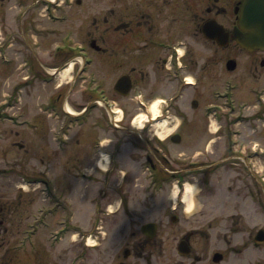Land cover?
Returning <instances> with one entry per match:
<instances>
[{
	"label": "flooded vegetation",
	"instance_id": "flooded-vegetation-1",
	"mask_svg": "<svg viewBox=\"0 0 264 264\" xmlns=\"http://www.w3.org/2000/svg\"><path fill=\"white\" fill-rule=\"evenodd\" d=\"M38 2H41L42 5L50 3V0H12V14L10 16L17 29L22 25V9H24L23 14L34 12ZM72 2L78 1L61 0L63 6L67 7L68 10L72 7ZM56 4L59 5L58 2ZM248 5V0H110V6L106 9L108 16L104 17L103 25H99L102 26V30L96 27L97 33L100 34L99 37L101 33L106 34L108 40L104 36L100 40L96 39L99 45L96 44V41H92L93 54L90 53V50L88 52L91 63L85 65L86 70H82L77 76L78 81L87 82V91L92 95L91 102L78 110L80 113L77 117L79 120L77 134L80 135V138L82 137V141H84L83 137L88 135V133H85L86 117H89L88 112L92 109L96 125L93 129L98 128L93 133L95 141L99 137L100 129L102 133L111 132L119 143L128 142L125 145L129 146L130 149L131 147L135 148L137 152L133 153V157H142L149 164L151 172L160 173L164 164L174 167L172 163L176 162L175 166H179L182 161L180 157L172 156L168 158L164 152V145L161 143L160 150L162 153L160 155L152 151H144V145L149 148V144L143 137L145 131L139 135V141H135L133 139L128 140L129 136L133 138V134H136L130 130V123L121 122L118 126L111 127V122L108 120V107H112L114 102L113 109L111 108V113L114 114L117 112L115 108L117 106L116 98H127L126 103L121 104V108L125 110L129 106L127 104H130L131 111L128 115L130 114L133 117L144 112L149 116L150 106L155 98L162 97L163 99L160 101L163 103L168 99L169 103H165L166 105L160 107V115L158 116H163L165 111L177 114L183 122L181 125L179 124L177 130V134H180L179 129L182 128L184 123L195 124L197 120L191 122L193 121V115L189 116L186 112H182L176 102H179L184 94L185 96L190 94L186 106L189 107L192 114L200 110L203 111L201 100L198 97V89L200 92L202 87L209 86L208 81L210 83L211 80L209 78L213 76L211 69L216 59L213 58L214 55L217 56L218 61L223 63L225 70L223 84L226 91L218 94V97L223 99L221 104L225 109L223 113L219 111V120L223 121L225 119L223 124L227 130L232 126H241L240 134L245 133L244 138H248L255 134L257 130H260L264 126V41L260 39L256 43L247 41L250 34L249 29H257L259 33L261 29V26H258L254 19H250ZM253 7L259 11V13L254 12V15L260 18L263 12L260 7H264V3L259 1V4L254 3ZM36 19L37 15L27 16L24 20V28L29 25L31 31H37L40 27H38ZM45 28L47 27H41V29ZM106 44L118 47L117 50L127 52L126 56L119 59L118 57L113 59L108 57L101 64H98L101 58L98 51L106 50ZM198 46L204 51L203 60L196 58L199 54ZM212 47H214L215 52H212ZM53 56L66 60L69 53L66 50H60L54 53ZM52 59L54 58L52 57ZM38 62L39 59L34 55L31 67L34 70L33 76L35 79L40 78L36 67ZM63 64V62H60L56 66ZM48 65L53 66L51 61ZM16 69H18V66H16ZM4 70V65L0 63V126L4 124V121L15 122L17 117L12 112L16 105L15 95L18 91L17 83L14 81L17 75L16 72H10L9 77L12 81L5 87ZM85 74L87 77L92 76L91 80L85 79ZM101 74H105V76H101ZM119 80L123 81V84L119 85L120 87L117 86ZM46 85L51 88L54 81L49 80ZM75 85L78 86L79 83L76 84L75 82L72 88ZM191 88L194 90L190 93ZM243 88L246 90V93L245 91L242 93L243 96L240 95V98L232 97V92ZM121 90L126 92L125 96L119 92ZM229 91L231 96L228 98ZM7 95L11 99L9 98L6 101L5 97ZM54 101L55 104L60 103L57 94ZM233 101L237 102L238 105L236 106ZM231 108H238L235 117L229 113ZM212 112H216V110ZM111 116L114 118L113 115ZM205 118L209 121L208 115ZM149 120H153V118L149 117ZM221 123L220 128L222 127ZM152 125L151 122L147 124V126ZM145 130H150V128H145ZM3 133L4 131L0 127V186L5 182L6 173L10 178L14 177V172L17 171L14 166L7 167L5 165L4 149L1 143L4 139ZM224 141H227L231 150L232 145L229 143L231 138L227 137ZM210 153L212 152L210 151ZM82 154L84 155L83 151ZM227 154H216L218 155L217 158L207 163L206 173L208 176L215 174L219 169L227 170L225 164L228 160L227 156H232ZM91 155L95 158L97 156L93 153ZM238 155L235 156L238 157V163L236 164L239 168L232 165L231 168L240 171L238 179L242 178L243 184V176L250 180V185L253 186L254 190L250 185L246 188L251 193L248 198L251 205L254 208L261 206L264 208V202L260 198V182L252 172L251 166L246 163L248 159L241 153ZM190 162L189 166L193 167H189V171L184 170V172L191 173L202 170L196 167V161ZM12 165H15V163H12ZM140 169L142 168L140 167ZM182 170L173 169L169 172L180 176ZM104 172L109 176L113 174L112 170ZM84 176V173H78L76 178L79 181H84ZM207 183H211V179L208 178ZM122 186H124L123 182L121 189ZM229 188L231 189L230 186L226 187V190L231 191ZM106 189L109 190L107 187ZM76 194L79 202L77 203V214L81 217L83 216L85 204L84 189H78ZM98 194L102 198L107 196V191L100 190ZM235 194L237 195V193ZM1 196L2 193H0V264H47V261L48 264H74L77 259L81 261L80 264H84V242L81 239L85 234L84 224L82 221L74 220V210H71L68 206L69 199L64 198L66 199L64 204L59 201L57 195H49L48 200L51 202L45 204L51 206L55 204L56 207L49 210L43 207L34 208L30 219L26 221L28 222L25 225L26 227L16 241L17 243L12 246V250H9L7 247L8 242L4 236L6 228L2 223L6 220V217L11 216V208L7 207L5 210L3 203H1ZM237 196L241 197L240 192ZM118 197L120 199L118 207L112 211L108 210L107 206L110 204L113 207L117 203L115 200L110 199L106 203H101L100 200L93 202L97 212V216L92 223L93 232L100 239H106L109 231L112 228L116 229L114 225H120L118 230L122 232V226H125L126 230L127 226L130 227L133 221L139 219L138 217H132L126 202L122 201L127 197L121 196V194H118ZM120 206L123 207L121 211L118 210ZM170 220L175 225L178 218L172 215ZM143 224L141 223L139 227L142 237L133 242L131 248L126 246L121 255L118 253L110 254L111 262L114 261V264H129V259L133 257L135 261H141L144 264H260V246L255 241L256 234L254 233H247L243 236L241 241L236 244V249L233 247L232 250H228L220 247V250H212L210 247L213 246V243L220 245L218 237L214 239L210 234L201 233L195 229L180 233L182 229L177 228L176 233H170V227L166 228L164 226L163 234L157 237L155 244L157 249L146 251L145 246L149 245L152 241L150 239L156 237L157 233L154 237L143 234ZM32 225L34 226L32 227ZM28 229L31 233L27 235ZM44 229L47 230L44 236L46 243L37 240L38 233L44 232ZM74 233L77 235L73 246V253L77 254L76 256H71L73 254L72 250L68 249L67 246L65 248L59 246L55 249ZM128 234H126L127 237H131L136 232L132 231ZM79 238L81 240H78ZM224 243L230 244L231 242L228 239ZM154 252L156 253V260H152ZM214 257L216 258L214 259ZM99 260L105 261L106 256L101 254Z\"/></svg>",
	"mask_w": 264,
	"mask_h": 264
},
{
	"label": "rangeland",
	"instance_id": "rangeland-1",
	"mask_svg": "<svg viewBox=\"0 0 264 264\" xmlns=\"http://www.w3.org/2000/svg\"><path fill=\"white\" fill-rule=\"evenodd\" d=\"M0 2V37L3 36L5 39L7 37L5 33L17 32L14 35L15 41L4 40V42L10 43L9 46H11L8 50L10 55H6L7 58H18V55H14L16 54V50H24L23 48H25V46L27 45L26 41L30 43L29 38L31 34L29 35L28 31H25L26 28L24 29V20L31 14H37L36 23H38V27H52L50 33L47 32L40 35L41 41L44 38V44H42L43 48L45 50L48 49L49 52L53 44L55 42L58 43L59 39H62L59 38V36L64 34L65 31H71L74 40H76L75 42L85 45L88 48V51L90 50V53H92L93 50L92 41H96V39L100 40L102 36L106 38V34L102 33L99 37L100 34L97 33L96 27L102 30V26L99 25H103L104 17L108 16V12L106 11V9L110 6V0H82V4L80 6L76 5L78 6V8L76 6H72L70 8L71 11L73 8L76 10H81L83 12L82 20H77L73 17H70V20L64 23V26L60 24H50L47 18L41 20L39 14H42V11L36 8L34 12L32 11L31 13L22 14V25L18 29L13 22L12 17L10 16V14H12V0H0ZM67 9L68 8L64 7L62 10L57 11V13L65 14L68 11ZM106 40L108 39L106 38ZM0 42H2L1 39ZM96 44L99 45L97 41ZM117 48L118 47H112L110 44H106V50L98 51L101 56L98 64H101L102 61H104L108 57H112V59L115 57H118V59L125 57L127 52H124L120 49L117 50ZM197 50H199V54H197L196 58L203 60L204 51L199 46L197 47ZM212 52H215L214 47H212ZM51 54L49 53V59L52 62L53 66L58 65L60 62L66 64L71 60L74 61L75 64L70 68L69 71L62 70L60 73H56V79H58V82L60 81L63 83L69 80V85H73L72 81H74L76 75V65L78 66V59L70 53V57H68L66 60L59 57L55 58L56 56L54 57V54ZM52 57L54 59H52ZM213 58H216L215 63L213 64L211 69V73L213 76L212 78H209L211 79L210 83L208 81L209 86L206 85L204 88L202 87L200 89V92L198 89V97L199 100H201L202 106L204 108L206 107V104L209 103L218 104L221 105V107H219L217 110L222 111L223 113L225 109V107L221 104L223 99L217 97L215 93L226 91L223 84V78H225V70L223 67V63L218 61L217 56L214 55ZM38 59L41 60L40 58ZM49 59L47 64L50 63ZM13 63L15 64L16 62L13 61L10 65L2 64L5 68V87L8 86V83L12 81V79H10L9 77L10 72H16L17 76L16 80H14L15 83H21V81H23L21 80V77L24 75V72L16 69V66L13 67ZM17 65H19V63H17ZM36 67L38 73H44L42 69L40 71L37 64ZM101 76H105V74H101ZM78 83L79 85H75L74 88H69V85L64 84L63 87L56 90V94L57 96H59L60 102H64L66 105H68V109L74 108L77 111L81 107L90 103V100L92 99V95L89 91H87V82H80L76 80V84ZM37 84L38 83L35 81V79H32L23 87L21 86L20 103L16 104L14 109L12 110V112L17 115V120L21 121V125H13L10 122L4 121V124L0 126L2 128V131H4V139L1 143L4 149L3 157L5 165L7 167L14 166L18 172L19 179L17 184L25 185L24 189H19L18 187H15V184L13 182H11L12 179H5L3 185L0 186V193H2L1 203H3L5 210L7 207L11 208V216L6 217V220H4L2 223L6 228L4 236L8 242V245H6L9 250H12V246L17 243L16 241L21 235L22 230L26 227L25 225L26 223H28L26 221L30 219L31 213L34 212V208H39L43 205H46L44 201L47 200L43 198V194H41L39 188H37L36 190H34L33 188L39 187V185L30 184L29 180L35 176H39L40 173L44 171L43 165L48 162H50L51 164L53 163L57 167L56 169L53 164L51 166V173L53 175L52 177L55 178L54 188H59L60 191L63 192L64 197L70 200L68 201V206L69 208H71V210H74V220L82 221L84 224L83 227L85 232V239L88 238V240H86L87 243L84 245L85 248L83 249L84 264H114V261L111 262V257L109 255L112 253H118L121 255L126 246L131 248L133 242L138 241V239L142 237L139 232L140 224L148 221L155 222L158 225V236L156 235V237L150 239L152 241L149 240L152 245H150V243L149 245H146V251H154L157 249L155 245L157 237L163 234L164 226H166V228L170 227V233H176L177 228L182 229L180 233H185L188 230L195 229L199 230L201 233L210 234L214 237V239H217L218 237L220 239V245L213 243V246L210 247L212 250H220V247L232 250V248L234 247L233 245L240 242L241 238H243V236H245L247 233L255 234V232H257L260 227L264 228V213L261 210L262 208H254L248 199V195H250L251 193L248 192L246 187L250 185V180L246 177L244 178V176L242 175L244 180L243 184L242 178L238 179L240 171L231 168V165L235 168H239L238 164H236L238 163V157L233 155L234 150L238 149V139H243L246 144L249 145L248 148L251 146L250 144H253L255 141H257L259 146L264 150V126H262L260 130H257L255 134L248 138H244V136H246L245 133H243L244 135L241 134L240 137V135H237L236 131L233 130L240 131L241 126H236V128L229 127L230 130L228 132L227 129L225 130L223 124L225 119H223V121L221 119H218V122H215L213 121L214 119L212 120L210 118V120L208 118L210 120L209 122L205 118L204 110H200L199 112H195L194 114H192V111L188 106H186V101L189 100L188 96H190V94L186 96L184 94L180 101L176 103L179 105L182 112H186V114L189 116L193 115V121L191 122L197 120V123L183 124L181 128L182 136L179 143H174L169 140H165L164 143L162 142L164 145V152L167 154V157L169 158L172 156H180V159L182 160L181 164L179 166H175L177 163L174 162L172 163V166L174 167L164 164L162 171L152 176V174L150 175L146 171H143L144 168L142 171H140L137 167L135 168V166L128 160L130 158L134 159L133 151L131 152V149H129V147L125 149L124 143H119L116 138H114V141L110 142V147L118 149L119 153H117V155L121 154L122 157L120 158L115 155L114 158H116L117 160H114V162H111V164H109L110 162H102V164H105L106 167H108L109 165V167L112 168L110 170L113 171V174H110L109 176L105 172L100 171L95 166V162L98 163L100 157L98 156V160V158H95L91 155L92 153L96 154V151L91 145L92 142H90L89 138L84 142V151L82 150V147H80L76 143V140L79 139L77 137L76 140H73V143H70L69 147L72 146L71 148H67L64 151L56 149V146L52 141L51 129L53 127V124H55V121L60 120L59 118L55 117V115H51L49 113L45 114L41 112L38 108L43 103L42 101L44 99V95L46 91L49 90V87L47 86L44 91H38L35 89ZM52 87H54V85H52ZM193 90L194 89L191 88L189 90L190 93ZM244 91L246 93V90L244 88L236 90L235 92H232V97L240 98V95H242ZM229 95L230 94H228V98ZM126 101L127 98H116L118 107L119 105L120 107H122L121 104H125ZM233 102L236 106L238 105L237 102ZM127 105L129 106L125 110L123 109L124 114L122 119V121L126 124H128L133 118L130 114L128 115V113L131 111V106L130 104ZM237 110L238 108H231L229 113H231V115L235 117L237 114ZM93 114L94 111L91 112V116ZM50 115L52 117H50ZM169 115L172 117L170 124H167V126L165 127L159 125V127L157 128L156 125H154L152 128L153 131H150V133L148 131H145L143 135L145 137L153 138L152 141L159 142L157 140V131L158 133L162 134L160 138H164L171 132H173L174 126L180 124V118L173 112H169ZM91 116L90 121L92 120ZM119 116L120 115H118V117ZM64 117H61L63 121L69 122V119L67 117ZM174 117H178L179 119H176ZM182 123L183 122H181V124ZM220 123L222 127L219 131L215 132L216 129L220 127ZM209 124L211 125L209 126ZM184 126L186 127L183 128ZM134 129L135 128H133V131H136ZM85 133L90 134V138H92L93 130L89 123H87L85 126ZM106 136H110V138L112 137L111 135H105L106 139H103V143H107L109 141V138H107ZM227 137L233 139L229 141L230 145H232L231 150L229 149L230 147L228 146L227 141H224V139H227ZM234 138H237V140L234 141ZM130 139L137 141L138 136L136 134H133V138L132 136H129L128 140ZM157 145L161 149L160 144L157 143ZM53 149L56 150L53 151ZM81 151L84 152V155L81 154ZM210 151L212 153H210ZM114 153H116V151ZM226 153L232 155L227 156L228 160L225 163L227 170L219 169V171L216 172L217 174L215 173L208 176L206 173L207 163L211 160L216 159L218 155ZM137 158L139 160L142 159V157ZM260 158L261 160L257 159L254 162V169L258 171L257 175H261L262 177H264V156H261ZM120 159L126 161H120ZM190 161H196V167L201 168L202 170H196L191 173L184 172V170H188L189 167H193L189 166V163H191ZM12 163H15V165H12ZM113 164L117 165L113 166ZM61 167L63 169L65 168L64 171L66 173V177H63L62 173L57 177L54 175L53 170H56L57 175ZM173 169L183 170L180 176H178L169 172ZM82 171H84L85 174H89L90 177L85 176L84 181H79L76 176ZM145 172L147 174H145L146 176L145 178H143ZM124 173V186H122L121 189V186H119L118 183H120L119 180H121V175H123ZM208 178L209 180L211 179V183L209 184L207 183ZM179 179L183 180V183H188L192 189L195 205L193 207V211L190 214L185 212V208L180 201V199L182 198L183 189L178 185ZM154 180L156 182L154 186L158 185L156 190L153 186ZM157 181H159V183ZM229 186L231 187V189L229 188L231 191L226 190V187ZM106 187L109 188V190L106 189ZM250 187L252 186L250 185ZM81 188H83L85 192V204L83 216L80 217V215L77 214V203L79 202L76 191L78 189L83 190ZM146 189L148 190V192H146ZM100 190L107 191V196L100 198L101 195L98 194ZM239 192L241 197L237 196L239 195ZM148 193H151V195ZM174 193H176V197H174ZM235 193H237V195ZM118 194L127 197L125 200L122 199V201L126 202L132 217H138L139 219L133 221L130 224V227L127 226L126 230L125 226H122V232H119L118 230L120 228V225H114L116 226V229L112 228L109 231L106 239H96L93 235L90 234V231L93 230L92 223L97 216V212L95 210L93 202H98L100 200L101 203H106L110 199L115 201L118 200L119 202L120 199L117 198ZM260 196L263 198L264 193H261ZM237 197L239 198L237 199ZM64 201H66V199H64ZM69 202L71 203V205ZM174 207L175 209L172 210ZM122 208L123 207L120 206L118 210L121 211ZM195 211L197 212L194 213ZM6 213L8 212L6 211ZM172 215L178 218V221L175 225L170 220V217ZM43 231L44 232L38 233L37 240L46 243L44 240V236L47 233V230L44 229ZM132 231L136 232V234L131 237H127V235H129L128 233ZM92 234H94V232H92ZM76 236L77 235H71L68 240L62 241L60 245H58L55 249H57L59 246H61L62 248H65V246H67V248L71 249L73 253V246L75 245L74 241H76ZM228 239L231 243H224ZM78 240H80V238ZM93 243H97V245L94 246L92 245ZM101 254L106 256L105 261L99 260ZM20 255L25 256L24 254ZM76 255L77 254L73 253L71 256L73 257ZM156 259V253L154 252L152 255V260ZM259 259L260 264H264V243H262V245L260 246ZM129 261V264H144L141 261H135L133 257H131ZM80 262L81 261H78L77 259L76 261H74V264H80Z\"/></svg>",
	"mask_w": 264,
	"mask_h": 264
},
{
	"label": "water",
	"instance_id": "water-1",
	"mask_svg": "<svg viewBox=\"0 0 264 264\" xmlns=\"http://www.w3.org/2000/svg\"><path fill=\"white\" fill-rule=\"evenodd\" d=\"M259 1H261L262 3H264V0H252L250 1V7L248 9V11L250 12V19H254L255 23L259 26H261V29H260V33L257 31V29H249V38L247 39V41L249 42H257L258 39H260L261 41H264V7H260V9L263 11L262 12V15L259 17L255 16L254 15V12L255 13H259L258 9L254 8L253 7V4L254 3H258L259 4ZM261 4V3H260ZM247 38V37H246ZM155 226L154 224L152 223H149V224H146L144 225L143 227V232L147 235H154L155 234ZM260 238H262V232L260 233Z\"/></svg>",
	"mask_w": 264,
	"mask_h": 264
},
{
	"label": "bare ground",
	"instance_id": "bare-ground-1",
	"mask_svg": "<svg viewBox=\"0 0 264 264\" xmlns=\"http://www.w3.org/2000/svg\"><path fill=\"white\" fill-rule=\"evenodd\" d=\"M70 67V66H69ZM66 70L69 71V68H67ZM65 70V71H66ZM158 104V100H155L152 104V109L153 111L156 110V106ZM156 113H154L155 115ZM162 127H165V125L161 124ZM157 136L161 137L162 134L161 133H158L157 131ZM174 197H176V193H174ZM184 208H186L187 206L189 205H195V200H194V196H193V193H192V189L190 187V185L188 183H184V186H183V193H182V198L180 199ZM198 211V210H197ZM197 211H195L194 213H196Z\"/></svg>",
	"mask_w": 264,
	"mask_h": 264
},
{
	"label": "clouds",
	"instance_id": "clouds-1",
	"mask_svg": "<svg viewBox=\"0 0 264 264\" xmlns=\"http://www.w3.org/2000/svg\"><path fill=\"white\" fill-rule=\"evenodd\" d=\"M193 205H189V206H187L186 208H185V212H187V213H191L192 211H193Z\"/></svg>",
	"mask_w": 264,
	"mask_h": 264
}]
</instances>
